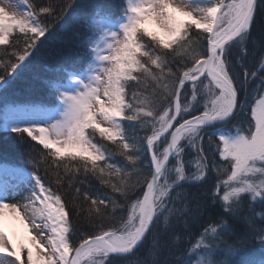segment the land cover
<instances>
[{
	"label": "snow or ice",
	"instance_id": "snow-or-ice-1",
	"mask_svg": "<svg viewBox=\"0 0 264 264\" xmlns=\"http://www.w3.org/2000/svg\"><path fill=\"white\" fill-rule=\"evenodd\" d=\"M258 13L264 0L0 3V131L22 149L0 161V264H264ZM58 35L79 54L53 60ZM29 78L46 99L22 96Z\"/></svg>",
	"mask_w": 264,
	"mask_h": 264
},
{
	"label": "trees",
	"instance_id": "trees-1",
	"mask_svg": "<svg viewBox=\"0 0 264 264\" xmlns=\"http://www.w3.org/2000/svg\"><path fill=\"white\" fill-rule=\"evenodd\" d=\"M252 32H253V36L256 38V42L254 43L251 39L249 40V42H248L249 51H250V53L255 52L258 55L260 47L262 45H264V17H262L259 13L257 14L256 20L253 24ZM18 34L19 33L17 32V33H14L13 35H18ZM144 39L149 40L150 38L145 37ZM3 47H5V46H0V48H3ZM49 48H50V52L52 54L53 60L59 61V62H64V61L70 60L79 54V50L76 49L73 44H71L70 42H65V39L59 35L56 38H54L53 41L50 42ZM86 67H87V65H85V68ZM33 71L36 73H39L40 75H48L49 74V73H46L39 66H35ZM18 87L21 90L22 96L27 95L30 92V95L34 101L46 99V93L40 89L38 81H35V80H32L31 78H29L27 81L20 83L18 85ZM53 99H54V97H53ZM15 102L19 103V102H22V100H17ZM2 103L3 102L0 101V106H2ZM43 106L55 107L56 104L52 103V102H46ZM125 123H127V122H125ZM129 131H131V130H129ZM97 139H100L98 133H97ZM117 140H119V138H117ZM103 143H105L109 146H112L113 142L105 140V141H103ZM37 147H40V146L37 145ZM205 148H207V144H205ZM5 158L10 162H17L18 163L22 158V149L13 139L9 138L8 134L4 133L3 131H0V161H3ZM216 159L219 160L218 154L216 156ZM223 178H225V177H223ZM187 191L195 194V195L190 196V199H192L193 202H195V200L198 199V196H199V189L191 188V189H188ZM247 201H248L247 198H245V205L247 204ZM262 208H263L262 206L261 207L257 206L256 207L257 212H259ZM237 230L239 232L244 231V225L242 222L237 226ZM196 239H198V237H196ZM194 242L195 241L193 240V243ZM229 243L235 244L238 242L229 240ZM150 244H151V241L149 240L146 243L145 248L141 249L138 255L143 257L147 247ZM158 251H159L158 259L163 260L166 258H170L168 256V247L164 241H161V247L158 249ZM259 252L261 253L258 246H256L255 244H250L248 246V250L245 254V258L259 259L260 258V254H258ZM117 264H119V262H117Z\"/></svg>",
	"mask_w": 264,
	"mask_h": 264
},
{
	"label": "rangeland",
	"instance_id": "rangeland-1",
	"mask_svg": "<svg viewBox=\"0 0 264 264\" xmlns=\"http://www.w3.org/2000/svg\"><path fill=\"white\" fill-rule=\"evenodd\" d=\"M5 2H6V0H0V3H5ZM14 2L17 3V4H19V3H20V0H14ZM174 2H175L176 4H179V3H180V0H174ZM8 11L11 13V12L13 11V9H12L11 7H9V8H8ZM146 27H148V29H149L150 31H154V30H155L154 26H152V25H147ZM140 35H142V33H141ZM144 38H145V37H144ZM67 83H69V82H67ZM67 83H66V84H67ZM104 126H107V125H104ZM117 138H119V137H117ZM225 178H226V177H225ZM247 200H248V198H247ZM11 202H14V201H10V203H11ZM257 206H260V207L262 206V207L264 208V205H259V203L256 204V207H257ZM6 220H7V219H6ZM11 228H12L11 225H7V226H6V230H11ZM258 254H260V256H261L262 253L259 252Z\"/></svg>",
	"mask_w": 264,
	"mask_h": 264
},
{
	"label": "bare ground",
	"instance_id": "bare-ground-1",
	"mask_svg": "<svg viewBox=\"0 0 264 264\" xmlns=\"http://www.w3.org/2000/svg\"><path fill=\"white\" fill-rule=\"evenodd\" d=\"M10 201H11V200H10ZM10 201H9V202H10ZM7 225H11V226H12V222H11L10 220H8V219L5 221V226H7ZM16 227H17V230H18V231H21V230L19 229V226H18V225H17Z\"/></svg>",
	"mask_w": 264,
	"mask_h": 264
}]
</instances>
